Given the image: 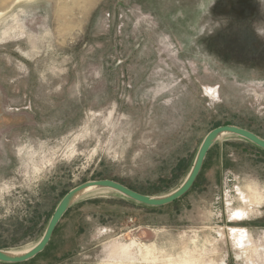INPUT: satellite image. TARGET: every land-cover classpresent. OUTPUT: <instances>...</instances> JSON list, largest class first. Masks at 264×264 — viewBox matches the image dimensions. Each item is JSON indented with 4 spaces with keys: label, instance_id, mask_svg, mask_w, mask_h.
I'll return each instance as SVG.
<instances>
[{
    "label": "rangeland",
    "instance_id": "374dc122",
    "mask_svg": "<svg viewBox=\"0 0 264 264\" xmlns=\"http://www.w3.org/2000/svg\"><path fill=\"white\" fill-rule=\"evenodd\" d=\"M225 124L264 138V0H0L1 249L38 242L85 181L172 192ZM250 188L264 149L226 135L176 202L87 193L43 252L0 264H105L115 242L148 245L141 264H250L231 231L264 248V203L234 218Z\"/></svg>",
    "mask_w": 264,
    "mask_h": 264
},
{
    "label": "water",
    "instance_id": "95a60500",
    "mask_svg": "<svg viewBox=\"0 0 264 264\" xmlns=\"http://www.w3.org/2000/svg\"><path fill=\"white\" fill-rule=\"evenodd\" d=\"M226 135L239 136L253 143L254 145L264 149V138H262L255 132L237 125L225 124L213 128L205 136L198 149L193 166L190 172L188 173L186 179L177 189L173 190L172 192L166 195L154 196V195L144 194L120 182L107 178L85 181L77 185L76 187L72 188L63 196V198L56 206L48 222V225L45 229L43 236L33 248L21 254H16L11 252L10 250H4L0 248V261L5 263H22L33 259L39 253L43 252L44 249L49 244V242L51 241L54 231L57 228L63 216L65 215V213L73 206V204L80 197L85 195L84 194L85 190L92 186L100 188L101 190L112 189L128 197L133 201H136L138 203L147 206L162 207L174 203L175 201L182 198L193 187L194 183L196 182L202 170L205 158L210 148L217 141H219L221 138H223Z\"/></svg>",
    "mask_w": 264,
    "mask_h": 264
},
{
    "label": "bare ground",
    "instance_id": "6f19581e",
    "mask_svg": "<svg viewBox=\"0 0 264 264\" xmlns=\"http://www.w3.org/2000/svg\"><path fill=\"white\" fill-rule=\"evenodd\" d=\"M100 190H101L100 188L92 186L90 188H87L84 194L92 193V192H96ZM250 190L252 193L249 194V198L245 197L247 201H249L248 202L249 206H248V203H246V207L238 209L234 215L235 219H240L244 217L245 215H248L249 213L254 211V208H253L254 206H256L255 208H257L264 203V196H262L257 190H254L253 188H250ZM231 231L233 232V236L237 238V240L241 244H245V243L249 244L248 247L244 248L246 253H248L247 260L249 261V263L250 264H264V248H261L260 246H258L256 242L254 241V239L250 237L249 234H247V231L245 229H233ZM37 243L38 242H36L35 244L23 250L11 251V252L16 253V254L24 253L30 250L31 248H33ZM113 246L114 248H112L111 250L108 262L105 264H141V262L142 263L148 262L149 256L152 251V249L148 245H139L136 242H133V243L115 242ZM184 264H190V263L186 262Z\"/></svg>",
    "mask_w": 264,
    "mask_h": 264
},
{
    "label": "trees",
    "instance_id": "16d2710c",
    "mask_svg": "<svg viewBox=\"0 0 264 264\" xmlns=\"http://www.w3.org/2000/svg\"><path fill=\"white\" fill-rule=\"evenodd\" d=\"M210 149H211V148H210ZM208 153H209V152H208ZM207 155H208V154H207ZM206 157H207V156H206ZM205 160H206V158H205ZM204 163H205V161H204ZM203 165H204V164H203ZM199 175H200V174H199ZM175 202H176V201H175ZM69 210H70V209H69ZM69 210H68V211H69ZM68 211H67V212H68ZM67 212H66V213H67ZM66 213H65V214H66ZM63 217H64V216H63ZM55 230H56V229H55ZM54 232H55V231H54ZM53 235H54V234H53ZM52 237H53V236H52ZM49 243H50V242H49ZM48 245H49V244H48ZM48 245H47V246H48ZM44 250H45V249H44ZM39 254H40V253H39ZM34 258H35V257H34Z\"/></svg>",
    "mask_w": 264,
    "mask_h": 264
}]
</instances>
